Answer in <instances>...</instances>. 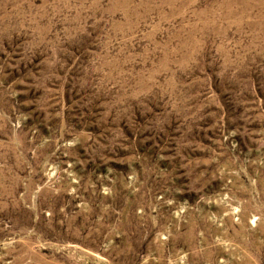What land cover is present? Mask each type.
I'll list each match as a JSON object with an SVG mask.
<instances>
[{
	"label": "rangeland",
	"instance_id": "1",
	"mask_svg": "<svg viewBox=\"0 0 264 264\" xmlns=\"http://www.w3.org/2000/svg\"><path fill=\"white\" fill-rule=\"evenodd\" d=\"M0 264H264V0H0Z\"/></svg>",
	"mask_w": 264,
	"mask_h": 264
}]
</instances>
